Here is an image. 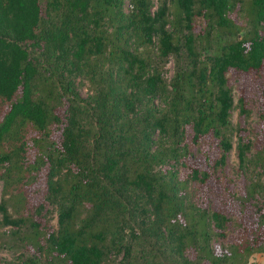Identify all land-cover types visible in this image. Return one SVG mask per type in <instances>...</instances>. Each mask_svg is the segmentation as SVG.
<instances>
[{
    "label": "trees",
    "instance_id": "16d2710c",
    "mask_svg": "<svg viewBox=\"0 0 264 264\" xmlns=\"http://www.w3.org/2000/svg\"><path fill=\"white\" fill-rule=\"evenodd\" d=\"M259 68L264 0H156L154 10L150 0H0V178L6 189L46 168L43 202L56 213L47 229L0 202V227L26 248L21 264H245L264 252L263 239L242 253L232 245L215 253L212 236L227 220L190 202L177 172L187 129L192 141L216 140L223 165L234 108L226 73ZM75 78L88 83L86 98ZM62 101L61 121L54 109ZM52 125L61 126L58 148L48 140ZM27 129L37 134L28 164ZM248 150L238 140L241 167L264 163V150L251 160ZM255 193L264 202V183H250L247 194Z\"/></svg>",
    "mask_w": 264,
    "mask_h": 264
},
{
    "label": "rangeland",
    "instance_id": "374dc122",
    "mask_svg": "<svg viewBox=\"0 0 264 264\" xmlns=\"http://www.w3.org/2000/svg\"><path fill=\"white\" fill-rule=\"evenodd\" d=\"M150 1L152 10H154L156 0ZM122 9L124 13L129 11L130 6L127 1L124 2ZM230 17L237 24L244 25L240 17L233 14ZM202 27L203 22L198 19L193 30L195 33H199ZM174 64V59L169 58L163 67L162 77L167 82L173 76ZM226 79L227 85L231 89L234 108L230 115L231 150L225 156L223 165L218 164L221 151L217 141L211 136L192 141L190 130L187 129L184 140L186 155L180 159L179 163L181 164L177 166L179 178L188 181L186 192L190 202L206 209L209 213L217 212L227 220L220 236H212V249L217 254L220 253L222 247L230 245L236 247L241 253L246 246L255 249L261 245L264 239V219L259 217L264 215V202L258 193L252 197L247 194L251 182L257 180L261 184L264 183V163L260 161L258 164H244L241 167L236 154L238 140L243 144H249V150L246 153L248 160L253 159L255 153L264 150V68L248 72L229 69ZM73 85L82 99L88 96L90 87L84 79L75 78ZM154 105H160L159 98L154 100ZM65 106L66 104L62 101L54 109V113L61 121ZM6 111L5 104L0 103V120ZM60 129V125H52L49 128L48 140L54 142L57 148ZM36 136L37 134L30 129H27L24 134L23 163H31L34 159L35 149L32 147L30 139ZM2 150L9 151L10 145H3ZM194 170L204 173L205 177L191 181L189 175ZM1 172L2 166L0 165V174ZM46 172V168L43 167L38 171L35 180L26 181L24 176L19 184L6 189H4L3 180L0 178V202L5 200L7 212L13 218L19 215L24 217L29 212L28 214L43 228L55 229L56 213L52 207L43 202ZM20 196L24 198L23 201H20ZM38 205L44 206V210L38 216H34L31 214L32 209ZM8 231L9 228L0 227V264H21V260L26 255V248L20 243L16 244L10 240ZM187 255L190 259L195 258L192 251H187ZM245 264H264V252L253 251L246 257Z\"/></svg>",
    "mask_w": 264,
    "mask_h": 264
}]
</instances>
